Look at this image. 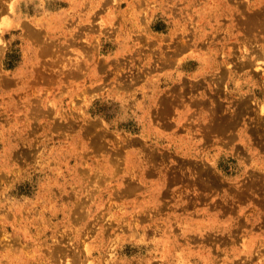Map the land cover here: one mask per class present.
<instances>
[{
  "label": "rangeland",
  "instance_id": "374dc122",
  "mask_svg": "<svg viewBox=\"0 0 264 264\" xmlns=\"http://www.w3.org/2000/svg\"><path fill=\"white\" fill-rule=\"evenodd\" d=\"M0 264H264V0H0Z\"/></svg>",
  "mask_w": 264,
  "mask_h": 264
},
{
  "label": "bare ground",
  "instance_id": "6f19581e",
  "mask_svg": "<svg viewBox=\"0 0 264 264\" xmlns=\"http://www.w3.org/2000/svg\"><path fill=\"white\" fill-rule=\"evenodd\" d=\"M251 31V30H250ZM251 33V32H250ZM37 36V35H36ZM38 39V38H37ZM36 39V40H37ZM45 40V39H44ZM46 41V40H45ZM183 43V42H182ZM181 43V44H182ZM255 43V42H254ZM47 45V44H46ZM178 46V45H177ZM41 47H42V45H41ZM204 47V46H203ZM43 48V47H42ZM46 48H47V46H46ZM44 49V48H43ZM185 49V48H184ZM42 50V49H41ZM47 51H48V49H47ZM45 52V51H44ZM257 53V52H256ZM183 54V53H182ZM186 54V53H185ZM183 57V56H182ZM178 59V58H177ZM176 62V61H175ZM235 64H236V62H235ZM248 65V64H247ZM246 65V66H247ZM245 67V66H244ZM223 75V74H222ZM216 76V75H215ZM221 79V78H220ZM219 82V81H218ZM215 83V82H214ZM216 85H217V83H216ZM216 87V86H215ZM214 101V100H213ZM163 106V105H162ZM243 106V105H242ZM260 107V106H259ZM35 109V108H34ZM242 109V108H241ZM262 111V110H261ZM241 112H243V110L242 111H240V113ZM242 114V113H241ZM214 122V121H213ZM221 124V123H220ZM214 126V125H213ZM211 130V129H210ZM232 130V129H231ZM205 174H208L209 173V171H203ZM208 176L210 177V179H211V181H214V183H215V181H216V179H215V177L213 176V175H211L210 173L208 174ZM206 179V178H205ZM252 180V179H251ZM251 186V185H250Z\"/></svg>",
  "mask_w": 264,
  "mask_h": 264
},
{
  "label": "crops",
  "instance_id": "0c3cea01",
  "mask_svg": "<svg viewBox=\"0 0 264 264\" xmlns=\"http://www.w3.org/2000/svg\"><path fill=\"white\" fill-rule=\"evenodd\" d=\"M54 17H55V16H53V15L50 17V18H52V19L54 20L53 22H55V20H56Z\"/></svg>",
  "mask_w": 264,
  "mask_h": 264
}]
</instances>
